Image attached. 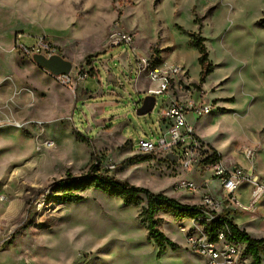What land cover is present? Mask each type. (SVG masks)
Segmentation results:
<instances>
[{
    "label": "rangeland",
    "instance_id": "374dc122",
    "mask_svg": "<svg viewBox=\"0 0 264 264\" xmlns=\"http://www.w3.org/2000/svg\"><path fill=\"white\" fill-rule=\"evenodd\" d=\"M263 15L264 0H0V264H202L171 211L155 217L180 248L156 257L141 216L143 194L127 202L89 188L83 200L63 202L48 185L101 162L123 181L169 197L178 192V202L200 205L176 182L189 180L185 173L209 147L248 167L243 150L250 146L253 164L264 169ZM112 25L132 33V45L143 54L149 50L161 62L182 66L184 93L213 105L193 122L186 116L202 142L193 151L194 168L157 153L131 159L140 154V139L158 136L159 113L169 99L158 95L150 112L136 113L135 102L145 94L133 80L135 56L124 43L105 48ZM41 36L72 63L69 85L22 49ZM193 37L204 39L213 64L203 82ZM211 182V189L218 187ZM258 207L232 214H254ZM182 224L192 227L188 220Z\"/></svg>",
    "mask_w": 264,
    "mask_h": 264
},
{
    "label": "built area",
    "instance_id": "2783aa9c",
    "mask_svg": "<svg viewBox=\"0 0 264 264\" xmlns=\"http://www.w3.org/2000/svg\"><path fill=\"white\" fill-rule=\"evenodd\" d=\"M122 43L128 45L135 56L136 76L143 75L156 84L154 87L148 88L146 94L154 95L155 101L156 97L161 94H165L169 99L168 106L159 113V120L166 124V129L160 131L155 139H140L137 143V152L140 154L157 153L162 159H166L167 153H174L182 166L186 169L194 168L196 160L193 151L202 145V142L196 136L186 116L191 114L193 118L198 119L210 113L213 105L195 100L190 94L184 93L183 84H188V77L182 66L161 62L160 58L152 51L145 54L137 52L132 45V33L117 25H112L107 33L105 48L109 49ZM22 49L30 56L40 53L48 57L56 53L53 42L44 36L37 37L34 44L29 47L22 46ZM52 76L63 85L71 83L70 73ZM135 105L137 107L139 102H135ZM243 154L250 162L248 167L239 165L227 167L220 159L204 165V170L210 173V178L219 182L221 195L217 196L206 192L201 196L200 206L203 215L182 220L192 223V227L189 229H186L182 221L179 222V230L184 234L188 248L202 258V264H249L245 246L234 238L227 225L218 230L217 239L212 241L201 224L203 221L215 219L226 211H228L227 214H224L226 219H230L235 211H255L257 205L262 201L264 184L252 162L254 149L246 146ZM202 186L204 187L206 184ZM244 186L249 187L246 201H242L237 193ZM176 188L185 189L188 193L193 194L198 185L192 181L180 179L176 182Z\"/></svg>",
    "mask_w": 264,
    "mask_h": 264
},
{
    "label": "trees",
    "instance_id": "16d2710c",
    "mask_svg": "<svg viewBox=\"0 0 264 264\" xmlns=\"http://www.w3.org/2000/svg\"><path fill=\"white\" fill-rule=\"evenodd\" d=\"M261 25L264 26V15L259 19ZM192 45L198 52V64L200 66L199 82H203L204 78L213 71V64L208 59V52L202 37H193ZM127 145L125 142L120 148ZM210 151H204V157L199 162V167L204 170V165L220 159V155L216 150L209 147ZM150 157L149 154H137L131 157L135 162H142ZM99 189L107 194H116L121 196L125 201H135L138 195L143 194L146 199V207L142 209L141 216L146 223L148 236L153 240L157 250L156 257L159 258L168 249L177 250L180 245L168 238L159 228V218L155 217V213L171 211L177 221L186 218H195L203 215L201 206L196 204L180 203L173 197H169L164 193H153L152 191L130 184L112 175L101 162L92 163L89 169L80 175L67 174L66 177L56 180L48 185V189L53 192V197L63 202H79L83 200L82 192L86 189ZM219 214L215 219L202 222L203 229L208 238L212 241L217 239L218 230L227 225L234 238L245 246V254L249 258V264H261L264 259V238H254L249 233L241 230L230 219H226L224 214Z\"/></svg>",
    "mask_w": 264,
    "mask_h": 264
},
{
    "label": "crops",
    "instance_id": "0c3cea01",
    "mask_svg": "<svg viewBox=\"0 0 264 264\" xmlns=\"http://www.w3.org/2000/svg\"><path fill=\"white\" fill-rule=\"evenodd\" d=\"M135 49L139 53H142V54L144 53V51H142V50H139L137 48H135ZM105 51H106V49H105ZM148 51L149 50H147L146 52H148ZM120 54H117L115 56H117L119 58L121 56ZM127 56H128V53H127ZM131 72H132V67H130V70H129V73H131ZM144 78L145 77L143 75H138V76L135 75V78L133 80H135V86H136L137 91L139 93L146 94V90L148 88L154 87L156 84L154 82H152V81H150L148 79H144ZM142 83H147V84L146 85H141ZM88 96H91V94H89ZM93 96H91V97H93ZM56 106H58V105H55V111H57V107ZM192 118L193 117H189L190 122H193ZM163 127L165 128L166 124L164 122H160V131H163L162 130ZM193 128H194V126H193ZM196 136L198 137L199 135L196 134ZM201 139H202V137H201ZM206 144H208V143H206ZM213 149L216 150L217 153L221 152L216 147H214ZM219 155H220L221 162L224 165H226L227 167H232L233 165H238V164H233V160H231L229 158H227L225 160V158L220 153H219ZM256 165H257L256 166V170H257L258 174L260 175L261 181L264 183V169H261L258 166V164H256ZM185 177H187L194 184L198 185V188L196 189L194 194L199 199L206 192H210V193H212L214 195H217V196L221 195V191H220L219 185H218L217 188L213 187L211 189L209 187V185L211 186V183H212L211 182L212 179L210 178V173L208 171H206V170H201L199 165H197V167H195L194 169H191L190 171L186 172L185 173ZM204 184H206V186L203 187L202 185H204ZM237 193H238V196L242 200L246 201V199L248 197V194H249V187L248 186H244V187L240 188ZM171 196L174 199H176V200H178V198L180 197L178 192H174L173 195H171ZM258 206H259L258 210L254 214H244V215H236V216H234L232 214L230 216V220L234 224H236L241 230H244V231L248 232L252 237H254V238H264V236H263L264 235V196L262 198V202ZM238 213L240 214L241 212H238Z\"/></svg>",
    "mask_w": 264,
    "mask_h": 264
},
{
    "label": "water",
    "instance_id": "95a60500",
    "mask_svg": "<svg viewBox=\"0 0 264 264\" xmlns=\"http://www.w3.org/2000/svg\"><path fill=\"white\" fill-rule=\"evenodd\" d=\"M34 63L39 67L48 71L51 75L68 74L72 70V63L63 56L55 53L48 57L43 54L35 53L31 56ZM155 104V96L152 94H145L140 104L136 107L135 111L138 115H144L150 112ZM165 158L176 162L178 157L174 153H167Z\"/></svg>",
    "mask_w": 264,
    "mask_h": 264
}]
</instances>
